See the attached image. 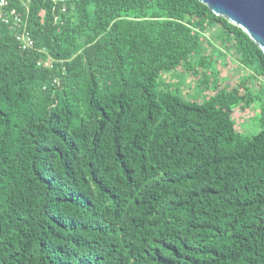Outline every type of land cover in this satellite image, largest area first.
Listing matches in <instances>:
<instances>
[{"label": "trees", "instance_id": "obj_1", "mask_svg": "<svg viewBox=\"0 0 264 264\" xmlns=\"http://www.w3.org/2000/svg\"><path fill=\"white\" fill-rule=\"evenodd\" d=\"M28 28L0 30V264H264L260 47L198 0H31Z\"/></svg>", "mask_w": 264, "mask_h": 264}, {"label": "water", "instance_id": "obj_2", "mask_svg": "<svg viewBox=\"0 0 264 264\" xmlns=\"http://www.w3.org/2000/svg\"><path fill=\"white\" fill-rule=\"evenodd\" d=\"M69 1V0H56ZM242 29L264 53V0H198Z\"/></svg>", "mask_w": 264, "mask_h": 264}, {"label": "built area", "instance_id": "obj_3", "mask_svg": "<svg viewBox=\"0 0 264 264\" xmlns=\"http://www.w3.org/2000/svg\"><path fill=\"white\" fill-rule=\"evenodd\" d=\"M31 0H0V30H11L13 38L23 52L36 51V43L28 28L29 3ZM45 63L40 62L39 66ZM52 68L51 61L45 64ZM58 84V81L55 80Z\"/></svg>", "mask_w": 264, "mask_h": 264}, {"label": "rangeland", "instance_id": "obj_4", "mask_svg": "<svg viewBox=\"0 0 264 264\" xmlns=\"http://www.w3.org/2000/svg\"><path fill=\"white\" fill-rule=\"evenodd\" d=\"M231 74H232L231 69H220V75H219L220 79H227L228 81L227 82L223 81L224 83L222 85L221 84L219 85L227 86L228 88L233 87L234 80L230 78ZM253 116L254 114L252 111L249 110L244 111L241 109H237L232 115V118L236 123V129L246 136H252L256 134L259 129L256 122L253 119H251V117Z\"/></svg>", "mask_w": 264, "mask_h": 264}]
</instances>
